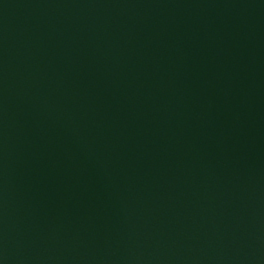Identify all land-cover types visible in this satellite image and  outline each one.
Here are the masks:
<instances>
[{"label": "water", "instance_id": "1", "mask_svg": "<svg viewBox=\"0 0 264 264\" xmlns=\"http://www.w3.org/2000/svg\"><path fill=\"white\" fill-rule=\"evenodd\" d=\"M0 264H264V0H0Z\"/></svg>", "mask_w": 264, "mask_h": 264}]
</instances>
